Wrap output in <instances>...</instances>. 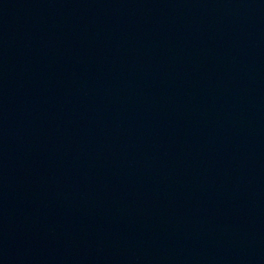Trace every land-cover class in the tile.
I'll list each match as a JSON object with an SVG mask.
<instances>
[{"label": "water", "instance_id": "obj_1", "mask_svg": "<svg viewBox=\"0 0 264 264\" xmlns=\"http://www.w3.org/2000/svg\"><path fill=\"white\" fill-rule=\"evenodd\" d=\"M0 264H264V0H0Z\"/></svg>", "mask_w": 264, "mask_h": 264}]
</instances>
